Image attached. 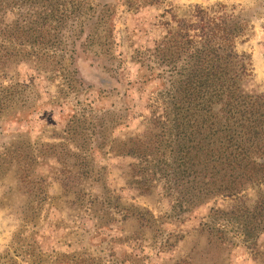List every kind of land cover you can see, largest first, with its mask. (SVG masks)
I'll use <instances>...</instances> for the list:
<instances>
[{"label": "rangeland", "instance_id": "rangeland-1", "mask_svg": "<svg viewBox=\"0 0 264 264\" xmlns=\"http://www.w3.org/2000/svg\"><path fill=\"white\" fill-rule=\"evenodd\" d=\"M149 1L84 0L42 46L20 38L38 9L0 0V264H264V178L191 205L164 177L136 189L126 154L166 106L175 77L150 51L180 19H238L241 85L264 96V0Z\"/></svg>", "mask_w": 264, "mask_h": 264}, {"label": "trees", "instance_id": "trees-1", "mask_svg": "<svg viewBox=\"0 0 264 264\" xmlns=\"http://www.w3.org/2000/svg\"><path fill=\"white\" fill-rule=\"evenodd\" d=\"M83 1L16 0L38 9L33 27H27L33 34L20 38L54 45L41 29L55 19L60 23L58 13L80 12ZM194 11L203 16L201 7ZM197 19L188 24L180 19L177 30H169L150 51L175 78L164 91L163 113L152 110L150 136L130 139L126 149L137 160L131 174L136 189L146 193L164 177L191 205L211 196H234L264 178V96L243 90L246 57L234 46L243 26L238 19L223 24ZM260 209L255 213L264 222Z\"/></svg>", "mask_w": 264, "mask_h": 264}, {"label": "crops", "instance_id": "crops-1", "mask_svg": "<svg viewBox=\"0 0 264 264\" xmlns=\"http://www.w3.org/2000/svg\"><path fill=\"white\" fill-rule=\"evenodd\" d=\"M259 30L260 32L257 33L256 36H258L259 34H262L264 36V25L261 24L259 26ZM250 53H251V65L253 66V71L260 78L264 77V47L263 45L260 46L258 45V43H256L254 47V44H252Z\"/></svg>", "mask_w": 264, "mask_h": 264}]
</instances>
